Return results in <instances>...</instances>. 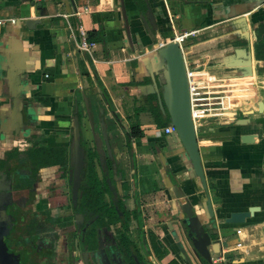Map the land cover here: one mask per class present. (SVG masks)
<instances>
[{
    "label": "crops",
    "instance_id": "crops-1",
    "mask_svg": "<svg viewBox=\"0 0 264 264\" xmlns=\"http://www.w3.org/2000/svg\"><path fill=\"white\" fill-rule=\"evenodd\" d=\"M80 25L95 42L91 51L78 46ZM188 30H197L185 40L188 62L217 73L245 69L241 47L264 69V0H0V163L7 179L20 181L15 172L33 163L35 145L64 151L69 164L77 121L90 145L107 130L122 174L123 217L143 264L211 263L184 235L186 202L212 233L213 264H264V71L253 76L257 95L244 101L252 109L228 121L208 117L198 131L206 190L180 140L160 124L157 49ZM246 134L253 138L243 140ZM38 166L37 185L55 184L49 172L59 177L61 164ZM108 175L115 185L113 168ZM234 212L249 216L226 222Z\"/></svg>",
    "mask_w": 264,
    "mask_h": 264
},
{
    "label": "flooded vegetation",
    "instance_id": "flooded-vegetation-1",
    "mask_svg": "<svg viewBox=\"0 0 264 264\" xmlns=\"http://www.w3.org/2000/svg\"><path fill=\"white\" fill-rule=\"evenodd\" d=\"M27 158L30 156L25 155L22 158L24 163L28 160ZM31 164L25 163L23 165L24 170L22 168L15 172V174L21 175L20 182L7 179L9 173L3 170L6 168V163L4 165L0 163V264H23L24 262L28 264H143L142 261L137 260L136 255L135 260L127 259L123 250L113 246L114 237L111 235L104 239L105 242L99 240L93 248L89 247L87 242L82 241L80 235L84 232L77 225L80 219L78 220L75 200L72 198L74 183L73 185L70 184V173L67 177L62 173V168L59 177L63 180V186L55 183L56 185L50 186L53 189L49 190V192H53L43 196L44 199L47 197V201L50 196H53L52 199L63 197L62 203H58L59 200L54 199L52 204L49 202L50 204L41 208L34 207L33 204L39 202L38 196L41 198L39 192L42 186L37 185L36 181L42 172L39 166ZM23 179L26 181L24 182ZM14 181L17 182L15 186ZM22 186L28 187L30 203L27 202L25 195L18 192L19 190H14ZM57 186L59 187L56 188ZM32 191L36 195H32ZM65 202L70 205H62ZM27 203L29 204L28 209L25 208ZM62 208H65L66 212L59 214L58 211ZM63 222L69 225L70 230L67 231L72 234L75 241L73 243L71 240V247L69 248L70 245L67 246L65 250L63 249L65 252L62 253V250L57 247L55 238L60 231L59 224ZM112 230H115L114 226H112ZM30 243L32 247L26 251L28 249L27 244ZM47 250L50 251L49 254Z\"/></svg>",
    "mask_w": 264,
    "mask_h": 264
},
{
    "label": "trees",
    "instance_id": "trees-1",
    "mask_svg": "<svg viewBox=\"0 0 264 264\" xmlns=\"http://www.w3.org/2000/svg\"><path fill=\"white\" fill-rule=\"evenodd\" d=\"M258 58H261L258 54ZM166 120V121H165ZM161 121V125H166L168 118ZM107 131V130H106ZM104 132V130H103ZM108 133V131H107ZM132 133L134 136L141 134L140 128H133ZM96 137V138H95ZM93 138V145L83 139L82 131L80 135V141L77 146L76 152L71 156L72 160L69 164L65 160L63 154L64 151L58 152L51 150V147L45 146L44 150L38 149L37 145L33 147L31 155L33 164L44 165L52 163H60L62 173L69 177L70 173V184L74 183V174L77 167V152L81 154L80 169L78 176V185L75 195L72 198L75 200V211L78 213L77 225L84 234L80 235L83 242H87L89 247H95L99 240L105 242V238L109 235L113 236V246L123 250L127 259L142 261V253L140 246L132 238L130 228L127 220L124 219V204L120 196L114 197L113 190L109 183L108 172L117 165L118 154L114 151L111 146V153L106 144V140L103 133V140L95 135ZM110 144L112 139L109 137ZM100 142V143H99ZM112 145V144H111ZM76 147V145H75ZM107 147L106 150H102ZM34 150H36L34 152ZM59 153V154H57ZM119 170V168H117ZM71 170V171H70ZM120 172V171H118ZM111 177V176H110ZM62 205H70L65 202ZM111 206L116 207V215H108V209ZM112 210V209H110ZM81 214V215H79ZM112 226L115 230H112ZM110 248V247H109ZM208 262V261H207ZM136 263V261H134ZM209 263V262H208ZM213 264V263H209Z\"/></svg>",
    "mask_w": 264,
    "mask_h": 264
},
{
    "label": "water",
    "instance_id": "water-1",
    "mask_svg": "<svg viewBox=\"0 0 264 264\" xmlns=\"http://www.w3.org/2000/svg\"><path fill=\"white\" fill-rule=\"evenodd\" d=\"M31 21V20H30ZM257 27V26H256ZM238 52L245 53L244 65L241 67H246L250 69L254 66L256 74L258 72V62L257 58H251V53L249 50H245L241 47L237 48ZM158 56L163 60V83L161 86L157 87V95L159 104L162 111L165 113L166 118H168V123L175 126L176 131L174 132L176 139L180 140L183 145L184 150L187 152L191 159L195 173L200 177L204 188L207 190V181L204 165L202 162L200 146L198 142V130L196 129L192 114H191V101L189 92V83L186 69V60L184 52L179 42L172 41L164 46H160L157 49ZM14 108L15 111L21 115L23 123V113L19 106V100L14 98ZM260 110L263 108V101H260ZM88 105V111L90 113ZM76 127V145L78 146L80 141V124L77 121ZM104 137L106 144L111 153V144L108 138V133L104 131ZM243 140L247 141L253 138L252 134L243 135ZM81 154L77 152V167L74 174V195L76 193L78 185V176L80 169ZM116 172L115 175V185H113L112 180L108 178L113 190L114 197L119 196V191L121 190V180L122 174L116 169V164L113 167ZM210 215L214 216L211 206V200L207 201ZM183 218L182 226L183 232L187 241L193 246L195 251L202 255L206 260L212 263V256L209 250V245L212 243V233L207 229V225L200 221L196 210L193 205L189 202L180 205ZM253 210V209H252ZM249 216V212H234L229 217L226 218L228 223H238L243 221L244 217Z\"/></svg>",
    "mask_w": 264,
    "mask_h": 264
},
{
    "label": "built area",
    "instance_id": "built-area-1",
    "mask_svg": "<svg viewBox=\"0 0 264 264\" xmlns=\"http://www.w3.org/2000/svg\"><path fill=\"white\" fill-rule=\"evenodd\" d=\"M12 20L14 21L15 19L12 18ZM78 30L81 38L78 46L91 51L95 46V42L87 38L84 26L80 25ZM196 33L197 30L184 31L176 34L174 37L168 38L165 42H162L161 46L172 41H177L184 52L185 40ZM186 69L189 83L191 114L198 131L205 125L208 117L218 116L222 120L228 121L230 118H234L239 113L246 111V109L237 110L236 104L249 101L257 95L256 79L254 80L253 78L249 81L243 80L245 76L249 78L250 76L255 77L256 72L254 68H245L246 71L241 74L228 73L226 71L217 73L207 63L192 64L186 60ZM175 131L176 128L171 123H168L162 128V133L164 134L174 133ZM224 259V254L217 256L215 259L213 258L216 263Z\"/></svg>",
    "mask_w": 264,
    "mask_h": 264
},
{
    "label": "rangeland",
    "instance_id": "rangeland-1",
    "mask_svg": "<svg viewBox=\"0 0 264 264\" xmlns=\"http://www.w3.org/2000/svg\"><path fill=\"white\" fill-rule=\"evenodd\" d=\"M191 40V39H190ZM190 40H187V42H188V44L190 43ZM188 45L186 44L184 47H187ZM196 60V59H195ZM194 60V61H195ZM194 63V62H193ZM228 73H237V72H239V73H243V72H245L246 70H244L243 68H230V67H226V68H224ZM258 71L260 72V73H262L263 71H264V69L261 67V66H259V68H258ZM234 80H236V79H234ZM238 80V79H237ZM249 81V80H248ZM246 85H247V83H246ZM253 91V90H252ZM254 92V91H253ZM250 103V102H249ZM243 106H245V103L244 102H240V103H238V104H236V107L237 108H239V107H241V108H243ZM244 110H245V108H243ZM103 133H105V132H103ZM49 173H53V175H52V182L53 183H58V185L60 184L61 186H63V180L62 179H60L59 177H58V173H54V171L53 170H51ZM55 174H56V176H55ZM24 180V179H23ZM46 180H49V177L48 176H46ZM26 181V179L24 180V182ZM21 182V181H20ZM15 183H17V182H15L14 181V186H15ZM59 186H57L56 188H58ZM53 189V187L51 188V187H45V186H43L42 188H41V191L39 192V194H45V195H48V194H51L53 191H51V192H49V190H52ZM14 190H19L18 192L20 193V194H22V195H25L26 197H27V202L28 203H30L31 202V200L30 199H28L29 197H28V187H25V186H22V187H17V188H15ZM43 190V191H42ZM33 192V191H32ZM14 194H15V192H14ZM19 194V195H20ZM32 195H36L35 194V192H33L32 193ZM40 195V196H41ZM16 197V196H15ZM33 197H35V196H33ZM52 197L53 196H50V199H48V201H47V197L44 199L43 198V196H41V198L38 196V200H39V202L37 201V203L36 204H33V206L34 207H36V206H38V207H42V206H44V205H48V204H52V201L55 199V198H53L52 199ZM61 199H63V197H59V198H56L55 200L56 201H58V203H62V201L63 200H61ZM50 202V203H49ZM25 204V208H27L28 209V205L29 204ZM8 207V206H7ZM111 209L112 210H114L115 208H114V206H111ZM59 214H64L65 212H66V209L65 208H62V209H60L59 211ZM16 214L18 215V212H16ZM112 214V213H111ZM22 215L23 216H25L23 213H22ZM59 226H60V231H59V234L58 235H56V238H55V240H56V244H57V247L59 248V250H62V253L63 252H65L64 250H65V248H67V246H69V248L71 247V240H73V243H74V241H75V238L73 239V236H72V234L70 233V232H68L67 230H70V228H69V225L68 224H66V223H61V224H59ZM44 237V236H43ZM41 238H42V236H41ZM29 241H30V238L28 239ZM28 246V249L26 250V251H28V250H30V248L32 247V244L30 243V244H27ZM12 247H13V244H12ZM11 247V248H12ZM74 247H75V245H74ZM64 249V250H63ZM47 252H48V254H49V250H47ZM26 255H28V254H26ZM64 258V257H63ZM23 264H28V263H26V262H24Z\"/></svg>",
    "mask_w": 264,
    "mask_h": 264
},
{
    "label": "bare ground",
    "instance_id": "bare-ground-1",
    "mask_svg": "<svg viewBox=\"0 0 264 264\" xmlns=\"http://www.w3.org/2000/svg\"><path fill=\"white\" fill-rule=\"evenodd\" d=\"M253 62H254V61H253ZM244 70H245V69H244ZM245 79H247V81H248V80H250V79H252V78H249V79H248L247 77H243V80H245ZM246 109H252V106L249 105V106L246 107ZM237 110H244V109H239V108H238ZM234 113H237V112H234Z\"/></svg>",
    "mask_w": 264,
    "mask_h": 264
}]
</instances>
